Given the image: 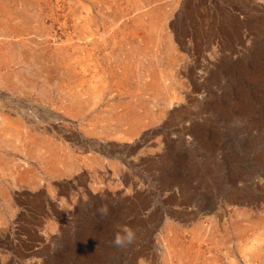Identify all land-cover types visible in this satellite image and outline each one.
Wrapping results in <instances>:
<instances>
[{
    "label": "rangeland",
    "instance_id": "obj_1",
    "mask_svg": "<svg viewBox=\"0 0 264 264\" xmlns=\"http://www.w3.org/2000/svg\"><path fill=\"white\" fill-rule=\"evenodd\" d=\"M0 264H264V0H0Z\"/></svg>",
    "mask_w": 264,
    "mask_h": 264
},
{
    "label": "crops",
    "instance_id": "obj_2",
    "mask_svg": "<svg viewBox=\"0 0 264 264\" xmlns=\"http://www.w3.org/2000/svg\"><path fill=\"white\" fill-rule=\"evenodd\" d=\"M110 161L115 164L116 167H114V165H111ZM122 165L123 163L121 161L113 160L106 155H103L102 157H95L88 168L82 167L78 170V172L72 175L71 178H61L56 183H134V181L128 179L127 172L124 167H122ZM33 211V207L25 206V208L21 210V213H32ZM43 211H46V205H44ZM56 224H59V222H56ZM22 225L23 227L34 226L31 221H24L22 224H20V228ZM56 232L64 233V228L61 224L60 226L57 225V227L53 229L47 227L45 230L44 228H42V230L40 231L35 229H32L30 232L21 231V235H16L17 239L15 241V248H23V252H26V254L31 256V259L39 258L41 262H46L51 258L54 252H62L65 248V243H68L64 241L65 239L63 235V240L61 241V243L63 244H59L58 241L56 243H53V239L55 237H51L50 233L55 234ZM47 233L49 234L47 235ZM57 238L59 237H56V240ZM42 239L44 241L43 244H41L42 242H40V240ZM38 244L41 246H38ZM46 247H49V249L46 253H43V250H46ZM16 253L17 250H13V255L11 256V258L17 257Z\"/></svg>",
    "mask_w": 264,
    "mask_h": 264
},
{
    "label": "clouds",
    "instance_id": "obj_3",
    "mask_svg": "<svg viewBox=\"0 0 264 264\" xmlns=\"http://www.w3.org/2000/svg\"><path fill=\"white\" fill-rule=\"evenodd\" d=\"M99 211L102 216L108 214V210L106 207H102L101 209H99ZM134 240L135 233L133 232V230L125 227H118L112 243L117 247H125L133 243Z\"/></svg>",
    "mask_w": 264,
    "mask_h": 264
}]
</instances>
